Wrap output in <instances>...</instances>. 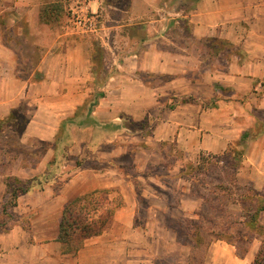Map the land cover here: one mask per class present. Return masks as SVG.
<instances>
[{
    "label": "crops",
    "instance_id": "crops-1",
    "mask_svg": "<svg viewBox=\"0 0 264 264\" xmlns=\"http://www.w3.org/2000/svg\"><path fill=\"white\" fill-rule=\"evenodd\" d=\"M162 3L163 0H131L126 12L130 14L131 23L145 21V37L132 34L124 38L128 48L115 60L116 71L108 75L103 86H97L105 97L99 99L93 112L96 124L73 130L74 146L70 149L73 156L85 154L90 144L97 140L114 142L128 130L133 139L141 140L146 148L151 147L155 155H159L155 149L161 143H174L184 158L193 160L203 153L220 155L226 152L243 133L258 123L252 115L251 103L255 104L254 101L241 103L239 99L253 91L264 92V0H200L189 12L178 4H168L165 8ZM44 5V0H0V119L7 117L33 91L45 94L48 90L51 94H61L64 96L61 99L67 100L65 104L47 103L42 98L35 105L39 106L36 113L39 110L48 113L46 119H50L52 125L47 127L49 123L42 118V124L37 129L33 128L34 119L39 115L35 113L24 133L41 141L53 142L61 122L86 103L88 91H85V86H77L76 89L74 80L82 79L88 83L95 78L91 44L74 38H55L59 29L58 25L53 27L57 23L51 19L56 14L44 9ZM163 10L169 18L149 17L152 12ZM167 20L168 23H163ZM72 22L78 25V22ZM156 23H161V26H155ZM137 30H142V27ZM28 33L38 40L35 47L43 48L44 40L49 47L35 61V73L38 71L42 80L35 82L34 86L20 77L18 71L17 42L20 36ZM48 33L51 36L46 40ZM206 40L226 41L232 49L208 58L202 44ZM64 43L73 49L64 53ZM72 53L76 55L72 56ZM62 80L66 83L63 84ZM228 94H231L230 98L226 97ZM261 98L264 99V94ZM244 116L250 124L239 131L238 122ZM126 121L132 122L135 129L127 128L124 125ZM244 150L246 163L252 172L251 185L264 196V134L249 139ZM52 156L53 150H50L46 155L47 162ZM38 169L41 172L45 167L41 164ZM74 172L78 176L68 180L56 196L54 189L47 186L43 191L19 198L16 209L20 214L39 210L38 218L34 220L33 241L22 227L0 233V264L132 263L127 258H133L138 251H131L132 248L141 247L136 244L139 232L134 228L135 209H129L131 202L128 196L131 193L135 195L134 185L121 177L115 166L87 169L86 172H82L80 167ZM86 175L91 180L85 184L86 178L80 184L78 178ZM95 189L120 191L126 207L117 211L102 235L86 240L77 257L59 252L64 259L75 257L71 260L82 262H56L58 251L63 249L56 241L62 208ZM53 208H58L54 228L47 221L53 217ZM260 221L264 225V212ZM262 243L255 240L243 259L237 257L234 246L225 245L223 248L230 252L229 256L212 263L252 264ZM96 244L99 245L94 247ZM53 257L55 262H52ZM96 260L99 262H94Z\"/></svg>",
    "mask_w": 264,
    "mask_h": 264
},
{
    "label": "trees",
    "instance_id": "trees-1",
    "mask_svg": "<svg viewBox=\"0 0 264 264\" xmlns=\"http://www.w3.org/2000/svg\"><path fill=\"white\" fill-rule=\"evenodd\" d=\"M199 1L168 0L167 2H170L171 6L179 3L180 8L189 12L196 8ZM163 2L165 1L163 0ZM23 40L25 42L28 40L26 35L20 36L17 42V52L20 57L19 75L29 81L30 77L21 74L24 70L28 74L29 69L23 67H26V64L27 67L28 64H33L30 73L35 75L33 79L38 80L36 82H41V74L34 72L37 60H34L32 56H25L22 52ZM26 43L31 49L29 40ZM202 44L207 50L205 56L208 58H213L232 49L228 42L222 40H206L202 41ZM94 51L92 66L97 65L95 71L92 70L95 78L94 83L96 86H100L105 83L108 77L106 76L104 81L101 78L105 69L104 48L98 45ZM101 81L103 82L101 83ZM104 97L105 94L99 89L94 90L83 106L77 107L73 115L61 122L53 142L39 140L40 150L28 148L21 141L31 121L27 103L21 102L10 111L7 117L0 119V137L3 140L0 147V177L4 176L5 169L14 166L17 162L20 163L22 169L39 168L47 153L53 150V156L46 170L41 174L27 181L19 177L7 176V197L4 203L0 204V233H8L15 227H22L31 239L32 216L15 212L19 198L35 191H43L47 186H51L56 194L61 192L69 180H63V169L74 157L70 153V149L74 146L73 130L96 124L93 112L99 99ZM259 121L261 122V120ZM124 125L130 130L135 129L130 121L124 122ZM261 134H264V130L255 132L252 128L243 133L241 138L230 145L226 152L209 156L201 154L196 163H189L181 168L179 179L189 181L191 190H194L195 193L201 188L205 189L207 193V195L198 194L197 197L201 199L202 205L198 211L193 212L192 218H170L166 225L175 233L176 242L190 249L189 264H206L204 262L206 249L215 242H225L234 246L237 257L243 259L255 240H261L263 243L252 264H264V225L260 221V216L264 212V196L258 193L253 186L239 183L237 175L244 160L245 150L236 148L239 145L244 147L249 139L256 138ZM235 143L236 147L233 146ZM95 145L94 143L90 144L88 152L79 156L76 168L83 167L86 161L93 158ZM171 149L179 150L174 143H161L155 150L167 159ZM177 152L180 154L179 160L182 161L183 153L180 150ZM220 164H225L222 174L217 170L220 168ZM214 171L216 176L213 181L206 182L200 178L201 176H213ZM125 175L126 180L134 185L138 200L143 199V186L139 182L140 178L147 181L153 176L161 180L160 177L151 173L142 175L137 172L136 176L126 173ZM168 199L170 200V202L168 200V206L173 208L171 198ZM123 206L124 198L120 191L115 189H95L65 204L61 211L59 234L56 239L63 246L64 254L76 256L84 247L86 240L102 235L114 220L117 211ZM231 206H238L240 215L231 212ZM135 226L138 225L135 223Z\"/></svg>",
    "mask_w": 264,
    "mask_h": 264
},
{
    "label": "rangeland",
    "instance_id": "rangeland-1",
    "mask_svg": "<svg viewBox=\"0 0 264 264\" xmlns=\"http://www.w3.org/2000/svg\"><path fill=\"white\" fill-rule=\"evenodd\" d=\"M164 1L165 2L162 3V6L164 5V7L167 8L170 2H167L168 0ZM44 2L46 3V5H44V9L46 8L49 12L51 11L53 12V14H56L55 16H53V19H51L52 22L57 23L53 27H56V25H58L57 27L59 29V32H56L55 38H59L60 40H62L63 38L67 37L74 38L78 41L89 42L92 46V51L94 54V49L96 48V46L99 45L104 48L103 56L105 59V69L103 70L101 75L103 81L106 76L111 75L116 71L115 60L117 61L122 55H124V50L128 48L126 47L127 41H125L124 38L132 34H136L139 37H145L146 34L145 21L142 20L131 23L129 19L130 14L127 13L126 10L130 8L131 0H44ZM155 6H157V4ZM165 16L168 17L167 13L163 10L158 12H152L149 17L155 19H162ZM72 20L78 22V25H74ZM164 22L168 23V20L163 21V23ZM155 26L160 27L161 23H156ZM139 27H142V30H137V28ZM49 33L45 36L46 40L50 39L51 35ZM24 35H26L31 46H34L30 49V46L28 47V43H26L28 42V40L26 42L23 40L22 52L25 56L29 55L32 56L34 60H37L42 54H45L48 51L49 47L46 42H44L45 40L42 42V44H44L43 48L39 46L35 47L34 44L38 43V40L34 38L35 36H31L29 35V33ZM34 35L39 36L37 34ZM62 47L64 53L67 52V49H73L72 46L68 47L66 43H64ZM73 55H76V53H72V56ZM72 56L70 57V60H72ZM32 66L33 64H28L27 67L26 64V67L23 68L29 69V73L27 74V71L24 70L21 75L30 77V69H32ZM73 67L74 66L71 65V68ZM96 68L97 65L92 66L93 71H95ZM34 76L31 75V77L29 78V81L32 83V86H34L35 82L38 81L36 79H33L35 78ZM103 81H101V83ZM74 82L76 83L74 85L76 89H78L77 86L81 88L85 86V91H88L86 94L87 99L92 95V89H94L95 91L97 90V86L95 85L92 79H90L88 83H85L82 79H76L74 80ZM62 83L65 84L66 81L62 80ZM101 86L103 85L100 84V87ZM263 94L264 92L262 91H253L247 95L242 96L239 99L241 103H247L248 100H252V102L254 101L255 103H251L253 111L252 115H254L258 121V123L254 127H252L253 131L255 132H260L264 130V108L262 107L264 106V99L261 98ZM230 96L231 94L226 95L227 98H230ZM62 97L64 96L61 94H51L48 92V90H46L45 94H42L36 90L29 93V96L26 95V98L21 102L28 103L29 105L32 104V106H28L30 119H32L33 117H35L36 114L39 113L38 118L34 119L33 128L37 129L38 125L42 124L40 123V119L42 118L47 120V122L49 123L46 124L47 127H50L52 125L51 120L46 119V115H48V113L44 110H39V112L36 113L39 109V106L35 105L40 103L42 98H44V101H46L47 103L56 104L62 102L65 104L67 100H62ZM212 102L215 105V101L213 100ZM211 107L214 108L215 106ZM57 110L62 111L61 108H57ZM259 120H261V122ZM238 123L239 131L241 129L246 128L250 124L246 116L242 117V119ZM131 136H133V134L126 130V132L123 133V135H120L119 138L116 139V141L114 142H111L110 139H100L96 142H92L96 144L93 148L94 159L92 158L91 160L86 161L83 167H81V170L82 172H86L87 169L98 170L103 167L115 166L116 169L119 171L121 177H123L124 179H126L125 173L127 175L129 174L132 176H136L137 172H139L142 175L145 173H151L152 175L160 177L161 180H164L161 181L160 179H157L153 176L151 178H148L147 181H145L143 178H140L139 182L143 186V199L138 200L136 193L134 196L133 193L128 196V199L130 198L129 201L131 202V206L129 207V209H135L134 228H136L139 232L136 239L138 240V242L136 244L141 245V247L138 246L132 248L131 251H136V249L138 250L134 255L135 258H126L132 261V263L128 264H189L191 256L190 249L188 247L178 244L176 242L175 233L172 230L168 229L166 225L168 224L167 222L170 218H192L193 212L198 211L202 205L201 199L197 197L198 194L204 193V195H207L206 190L202 188L199 189L197 193H195L194 190H191V183L189 181L178 178L180 176L181 168L189 163H196L199 157L191 160L189 157L184 158L185 156L183 155L184 157L181 161L179 160L180 154L179 152H177L179 150L171 149V153L169 154L168 158L165 159L163 155L153 154V152L151 151V147L146 148V146L141 143V140H135ZM21 141L28 148H37L38 150L41 149V146L38 143L39 139H36L31 135H23ZM2 142L3 140L0 137V147ZM138 146L141 148H138ZM233 146L236 147V143ZM236 148L238 150H244V147L240 145ZM168 149L170 150L169 147ZM203 155L209 156L211 154L203 153ZM245 156L246 153L244 154V160L242 161V165L239 168L237 178L239 179V183L241 185H251L252 172L249 165L246 163ZM78 158L79 157L77 155H74L70 163L67 164L66 168L63 169V180H70L71 178L78 176V173L74 172L76 171V162H78ZM49 162H47L45 156L41 163L42 166L45 167V169H43V171L41 172L38 168L22 169L20 167L19 162H17L14 166L5 169L4 176L0 177V204H3L7 197V176L19 177L20 179L27 181L30 178H33L44 172ZM84 167L86 168V170H84ZM224 167L225 164H220V168L217 169L218 172L222 174V170L224 169ZM215 171L213 173V176H201L200 178L206 182H209L210 180L213 181L216 176ZM78 179V182L80 184H82L85 180V184H87L88 181L91 180V177H87L86 175V177H79ZM215 182L217 181L215 180ZM56 195L58 194L55 193V196ZM169 197L171 198V204L174 205L173 208H170L168 206ZM23 207L26 206L24 205ZM123 207H126L125 202ZM57 209L58 208H53V217L47 220L53 226V228L57 221ZM239 210L240 209L238 206L230 207V211L233 213H237V215H240ZM15 212L16 214H20L18 212V209H16ZM38 213V209H32L27 213H23L32 216V237L30 239L32 241L34 234V220L38 218ZM60 217L61 212L59 214V218ZM135 223L138 226H135ZM147 231L148 234H144ZM26 234L28 238H30L28 233ZM216 243L217 245H214ZM97 245L99 244H96L94 247H97ZM225 245L228 244H226L225 242L212 243L206 249L204 262L206 264H213L212 262H219V260L227 258L230 252L223 248L225 247ZM63 251V249L58 251L59 257H57L58 260H56V262H82L79 261V259H77L76 261L71 260H74L77 256L70 257L68 259L65 258L66 260H70L64 261L65 259L61 257L59 253L61 252V254L63 255ZM127 251L128 249H126L125 252L126 256H128ZM52 259V262H55L54 257ZM195 259L198 260L200 258ZM80 260H83V257H81ZM94 262H99V260H96Z\"/></svg>",
    "mask_w": 264,
    "mask_h": 264
}]
</instances>
